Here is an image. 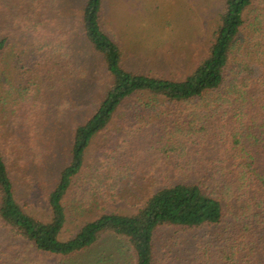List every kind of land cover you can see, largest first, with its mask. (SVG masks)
Wrapping results in <instances>:
<instances>
[{"label": "trees", "instance_id": "trees-1", "mask_svg": "<svg viewBox=\"0 0 264 264\" xmlns=\"http://www.w3.org/2000/svg\"><path fill=\"white\" fill-rule=\"evenodd\" d=\"M48 2L0 0V56L7 50L16 54L4 96L11 95L10 84L22 92L19 100H32L45 86L50 93L56 73L71 63L66 28L50 19ZM101 12L102 0H86L83 32L114 83L95 115L74 133L70 161L47 195V220L17 201L0 149V264H64L57 257L82 254L104 234L125 241L134 264H157L155 238L163 230L202 232L181 244L183 259L169 253L174 264L178 259L179 264H264V0H226L205 59L183 80L125 70L119 45L101 25ZM41 99L29 102L32 114L48 111ZM26 106L14 114L26 115ZM125 106L130 108L119 117V127L101 141L97 174L81 182L94 140ZM145 124L162 130L147 153L146 146L131 145L146 133ZM19 156L17 164L27 162ZM30 158L38 163L36 155ZM139 175L149 193L137 212L104 213L69 240L61 239L66 199L75 184L73 210L83 216L117 200L126 192L122 183L134 186ZM91 264L132 263L103 257Z\"/></svg>", "mask_w": 264, "mask_h": 264}, {"label": "rangeland", "instance_id": "rangeland-1", "mask_svg": "<svg viewBox=\"0 0 264 264\" xmlns=\"http://www.w3.org/2000/svg\"><path fill=\"white\" fill-rule=\"evenodd\" d=\"M225 1L102 0L100 22L105 32L119 45L123 57L122 67L125 70L183 80L205 59L212 33L219 25ZM85 2L86 0L48 2L50 19L62 22L66 28L63 32L65 31L64 36L72 54L67 69L56 73L52 82L54 90L50 93L45 86L44 92H38L32 100H19L22 92L16 93L10 84L9 90L12 93L4 96L2 88H5L8 80L11 81L16 54L13 55L12 50H7L0 56V149L10 167L17 201L30 214L43 220H47L50 213L47 195L54 188L60 171L70 161L69 152L76 129L95 115L114 83L105 59L84 35ZM53 6L58 11H53ZM254 16L250 17L249 23ZM19 43L22 45L24 42ZM24 48L28 49L27 46ZM72 67V71L68 70ZM6 74H9L10 78H7ZM2 97H5V101ZM43 97L48 102V111L40 108L37 115L32 114L29 110L33 111V106L29 102L36 104L37 100ZM135 102L137 98L131 100L132 104ZM25 106L28 107L26 115L19 117L14 114ZM129 108L130 106L123 107L113 123L94 140L80 175L81 182L97 174L101 166V141L106 135L115 132L120 125L116 124L119 117L126 114ZM18 124H28V129H21ZM145 125L148 127L146 133L139 135L131 145L146 146L147 153L155 148L162 130L160 131L159 124ZM23 154L27 162L17 164L16 158L20 159L19 155ZM34 155L37 156L38 163H29L28 160ZM141 176L136 178L137 184L134 186H128L127 181L122 183L126 192L117 200L110 201L105 207L83 216L75 214L73 210L75 184L66 199L68 218L61 239L69 240L85 223L104 213L137 212L144 204L143 196L149 193V184L138 180ZM201 234L202 232L193 234L177 230L161 231L155 238L159 252L157 264H171L172 260L167 258L169 253L173 260L183 259L181 244H186L189 237ZM103 257L119 259L120 262L128 260L134 264L132 251L126 242L109 234L102 235L90 250L82 254L57 259L64 264H91L94 259ZM180 259L175 264H179Z\"/></svg>", "mask_w": 264, "mask_h": 264}]
</instances>
